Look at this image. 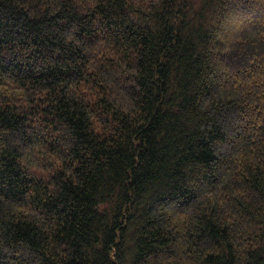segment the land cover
I'll use <instances>...</instances> for the list:
<instances>
[{"label":"trees","instance_id":"16d2710c","mask_svg":"<svg viewBox=\"0 0 264 264\" xmlns=\"http://www.w3.org/2000/svg\"><path fill=\"white\" fill-rule=\"evenodd\" d=\"M0 264H264V0H0Z\"/></svg>","mask_w":264,"mask_h":264}]
</instances>
